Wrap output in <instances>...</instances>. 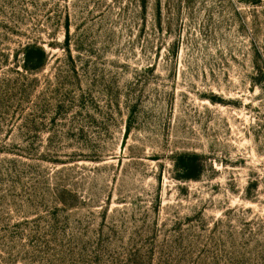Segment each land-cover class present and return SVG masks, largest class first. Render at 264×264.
Returning a JSON list of instances; mask_svg holds the SVG:
<instances>
[{
    "label": "rangeland",
    "instance_id": "1",
    "mask_svg": "<svg viewBox=\"0 0 264 264\" xmlns=\"http://www.w3.org/2000/svg\"><path fill=\"white\" fill-rule=\"evenodd\" d=\"M259 72L264 0H0V264H264Z\"/></svg>",
    "mask_w": 264,
    "mask_h": 264
},
{
    "label": "trees",
    "instance_id": "2",
    "mask_svg": "<svg viewBox=\"0 0 264 264\" xmlns=\"http://www.w3.org/2000/svg\"><path fill=\"white\" fill-rule=\"evenodd\" d=\"M67 32H68V27ZM23 67L26 70H37L41 68L46 61V53L43 48L37 45H27L24 48ZM260 73V72H259ZM257 84L264 93V77L260 73ZM174 169L176 171L175 177L180 180L197 179L202 171V163L200 156L196 153H176L172 159Z\"/></svg>",
    "mask_w": 264,
    "mask_h": 264
}]
</instances>
